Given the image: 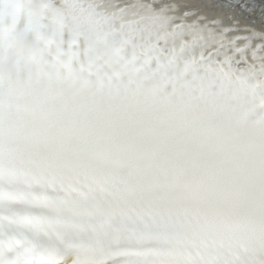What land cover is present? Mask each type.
<instances>
[{
  "label": "snow or ice",
  "instance_id": "6c2138e0",
  "mask_svg": "<svg viewBox=\"0 0 264 264\" xmlns=\"http://www.w3.org/2000/svg\"><path fill=\"white\" fill-rule=\"evenodd\" d=\"M0 264H264V0H0Z\"/></svg>",
  "mask_w": 264,
  "mask_h": 264
}]
</instances>
